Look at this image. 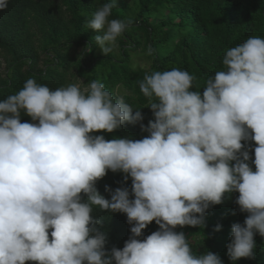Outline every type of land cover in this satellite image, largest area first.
I'll return each instance as SVG.
<instances>
[{
    "label": "clouds",
    "instance_id": "9594fccd",
    "mask_svg": "<svg viewBox=\"0 0 264 264\" xmlns=\"http://www.w3.org/2000/svg\"><path fill=\"white\" fill-rule=\"evenodd\" d=\"M8 4L0 0V11ZM114 7L116 0L104 3L87 24L104 56L132 24L110 20ZM222 63L202 95L187 71L146 74L139 89L154 117L147 127L140 109L133 114L95 80L52 90L28 79L0 101V264H222L213 252L194 253L175 229H203L209 208L234 192L248 215L231 226L226 255L232 264L254 259V235L264 237V38L227 50ZM21 113L38 123H22ZM125 123L148 135H94ZM109 171L130 178L131 192L106 185L110 199L101 195L96 183ZM94 209L134 225L122 249H105ZM153 221L158 230L139 239Z\"/></svg>",
    "mask_w": 264,
    "mask_h": 264
},
{
    "label": "trees",
    "instance_id": "16d2710c",
    "mask_svg": "<svg viewBox=\"0 0 264 264\" xmlns=\"http://www.w3.org/2000/svg\"><path fill=\"white\" fill-rule=\"evenodd\" d=\"M109 2L112 0H9L7 9L0 11V56L5 64L0 74V101L17 94L28 79L52 90L71 84L87 87L95 80L114 98L122 97L129 103L133 114L140 109L147 127L154 117L139 89L146 74L173 68L187 71L194 77L191 90L202 95L207 79L224 69L227 50L249 37L264 38V0H116L109 19H130L132 24L116 41L117 53L104 56L94 39L98 33L87 24L98 8ZM78 48L79 56L73 57L71 51ZM136 52L146 53L150 60L147 70L133 66L131 59ZM21 122L38 123L23 113ZM94 135H103L105 140H139L148 133L141 132L139 125L125 123L112 133ZM245 146L248 163L255 171V144L248 141ZM106 185L113 191L127 187L131 192V179L125 182L120 172L109 171L96 183L98 192L110 199ZM238 195L234 192L221 205L211 206L203 229H175L184 232L194 253L210 251L220 256L222 264H232L226 255L231 226L242 225L248 215L239 211L235 203ZM92 215L101 221L98 227L106 234L105 249H122L134 226L127 223L126 215L99 209ZM217 224L221 230L214 232ZM157 230L153 221L139 239ZM254 240L255 258H242L235 264H264V237L256 234Z\"/></svg>",
    "mask_w": 264,
    "mask_h": 264
},
{
    "label": "rangeland",
    "instance_id": "374dc122",
    "mask_svg": "<svg viewBox=\"0 0 264 264\" xmlns=\"http://www.w3.org/2000/svg\"><path fill=\"white\" fill-rule=\"evenodd\" d=\"M129 0H126V2H128ZM81 49L78 48V49H75V50H72L71 51V55L73 57H78L79 56V53H80ZM140 51V50H138ZM111 52H115L117 53V50L115 49V45L112 46V51ZM149 58L146 56V53L144 52H136L133 54V57L131 59L132 61V64L134 67H139V68H142V69H145L147 70L150 66V60H148ZM3 58L2 56H0V74L4 72V69H5V64L3 63ZM82 89L85 88L83 86H80Z\"/></svg>",
    "mask_w": 264,
    "mask_h": 264
}]
</instances>
